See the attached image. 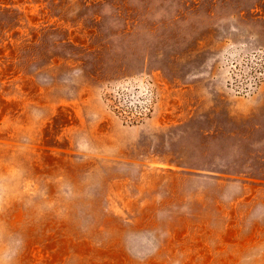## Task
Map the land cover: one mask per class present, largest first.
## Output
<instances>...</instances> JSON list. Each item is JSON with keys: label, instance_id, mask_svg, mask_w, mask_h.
Returning a JSON list of instances; mask_svg holds the SVG:
<instances>
[{"label": "rangeland", "instance_id": "1", "mask_svg": "<svg viewBox=\"0 0 264 264\" xmlns=\"http://www.w3.org/2000/svg\"><path fill=\"white\" fill-rule=\"evenodd\" d=\"M0 264H264V0H0Z\"/></svg>", "mask_w": 264, "mask_h": 264}, {"label": "trees", "instance_id": "2", "mask_svg": "<svg viewBox=\"0 0 264 264\" xmlns=\"http://www.w3.org/2000/svg\"><path fill=\"white\" fill-rule=\"evenodd\" d=\"M123 93L124 92L122 90H118L115 93L107 92L104 94L106 102H108L113 109L120 111V113L125 111L123 105L120 104Z\"/></svg>", "mask_w": 264, "mask_h": 264}]
</instances>
